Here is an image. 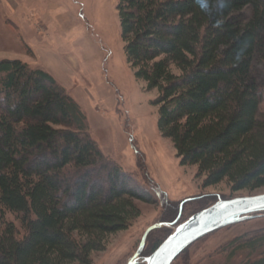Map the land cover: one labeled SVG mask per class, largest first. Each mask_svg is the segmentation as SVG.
<instances>
[{
  "label": "trees",
  "instance_id": "1",
  "mask_svg": "<svg viewBox=\"0 0 264 264\" xmlns=\"http://www.w3.org/2000/svg\"><path fill=\"white\" fill-rule=\"evenodd\" d=\"M116 8L127 60L157 89L158 127L179 162L196 167L202 187L264 186V92L254 71L264 57V0H118ZM136 154L152 191L99 149L79 103L49 72L0 59V264H89L139 214L136 200L160 203L159 220L172 222L185 202L202 204L195 212L232 197L169 199ZM4 210L20 214L21 235ZM255 242L263 232L245 241ZM241 264H264V249Z\"/></svg>",
  "mask_w": 264,
  "mask_h": 264
},
{
  "label": "rangeland",
  "instance_id": "2",
  "mask_svg": "<svg viewBox=\"0 0 264 264\" xmlns=\"http://www.w3.org/2000/svg\"><path fill=\"white\" fill-rule=\"evenodd\" d=\"M117 1L14 0L18 5L12 12L7 1L0 0V59L18 58L49 72L79 103L99 149L146 189L152 191L136 165L137 151L143 154L151 178L175 201L205 193L228 197L264 192V186L231 192L226 181L202 187V179L195 176L196 167L179 162L171 139L158 127V108L152 103L157 89L147 88L127 60ZM254 67L264 92V57L258 58ZM259 117L264 119V99ZM152 195L158 198L154 192ZM192 202L183 204L180 220L202 205L193 207ZM136 203L139 214L129 220L127 228L109 233L104 249L91 252L89 264H126L145 229L160 221V203ZM3 218L15 225L17 235L23 233L20 214L6 210ZM165 228L171 230L162 225L149 231L141 255L149 254L161 237L155 230ZM261 232L264 213L201 236L170 264H241L253 260L264 249V242L248 245L245 241Z\"/></svg>",
  "mask_w": 264,
  "mask_h": 264
},
{
  "label": "water",
  "instance_id": "3",
  "mask_svg": "<svg viewBox=\"0 0 264 264\" xmlns=\"http://www.w3.org/2000/svg\"><path fill=\"white\" fill-rule=\"evenodd\" d=\"M264 213V192L217 197L207 206L191 213L183 220L180 216L172 222L158 221L149 225L135 252L126 264H170L189 244L218 228L247 220ZM170 226L171 230L157 247L147 255H141L150 230L158 226Z\"/></svg>",
  "mask_w": 264,
  "mask_h": 264
},
{
  "label": "crops",
  "instance_id": "4",
  "mask_svg": "<svg viewBox=\"0 0 264 264\" xmlns=\"http://www.w3.org/2000/svg\"><path fill=\"white\" fill-rule=\"evenodd\" d=\"M6 1H7L8 5L10 6L12 12H15V11H16V8H17L16 5H18V3L16 4V3L14 2V0H9V1H11V2H9L8 0H6ZM16 28L18 29V26H17V25H16Z\"/></svg>",
  "mask_w": 264,
  "mask_h": 264
},
{
  "label": "snow or ice",
  "instance_id": "5",
  "mask_svg": "<svg viewBox=\"0 0 264 264\" xmlns=\"http://www.w3.org/2000/svg\"><path fill=\"white\" fill-rule=\"evenodd\" d=\"M201 2L203 3V0H201Z\"/></svg>",
  "mask_w": 264,
  "mask_h": 264
}]
</instances>
